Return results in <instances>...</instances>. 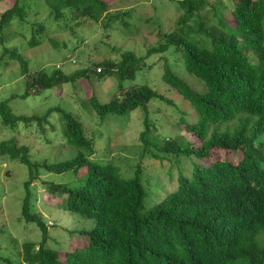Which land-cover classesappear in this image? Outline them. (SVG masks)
I'll list each match as a JSON object with an SVG mask.
<instances>
[{
    "label": "trees",
    "instance_id": "16d2710c",
    "mask_svg": "<svg viewBox=\"0 0 264 264\" xmlns=\"http://www.w3.org/2000/svg\"><path fill=\"white\" fill-rule=\"evenodd\" d=\"M36 1H43L51 18L57 20L52 24L68 26L71 30L88 19L102 22L114 2L12 0L0 15L1 57L9 55L17 60L28 84L24 93L0 101V117L5 125L14 129L21 121L39 118L38 115H16L9 103L17 96L26 98L62 85H68V89L80 88L91 76L97 80L113 76L123 89V82L135 79L150 56L163 54L173 46L182 50L187 71L203 80L207 87L204 92L195 90L175 73L172 65L164 63L162 79L199 113V120L186 123V130L201 141L199 147L191 142L182 144L171 139L166 142L160 138L158 127L149 115V103L164 96L149 83L126 89L106 102L96 92L89 91L88 100L102 121L109 113L125 115L141 107L145 116L139 137L145 150L149 149L154 157L160 150H166L177 156L214 154L215 158L210 165L191 166L190 174L186 172L179 177L175 190L155 205L145 206L149 194L142 180L145 167L139 163L134 176L126 178L113 163L93 160L94 143L86 135L83 123L71 112L49 108L48 113L62 111L68 143L80 148L75 157L57 163H33L30 148L16 137L0 141V156L19 158L30 168L22 217L35 222L43 237L40 243H24L25 259L30 264H61L59 251L47 246L46 222L32 210L30 185L38 174L34 169L44 167L64 173L87 167L83 183L53 184L55 192L66 193L64 208L96 220L93 229L82 231L87 234L86 243L66 253L67 264H229L238 257H247L248 264H261L264 250L258 246L257 237L264 233V158L261 155L264 143L256 146L255 139L264 132V0H230L235 33H219L214 26H208L214 20L204 16L211 6L209 0H178L181 11L178 26L166 31L160 28V39L145 56L123 50L119 60H91L89 66L71 72L56 69L51 74L43 69L31 71L28 60L17 48L4 45L8 37L18 36L29 25L32 33L29 47L42 43L48 21L33 23L31 20L40 9L34 5ZM212 7L217 11L219 3ZM120 14L107 15V18L117 19ZM124 15L128 13L124 11ZM213 16L217 19L216 14ZM61 20L70 23L62 24ZM9 28L13 30L10 36L6 35ZM246 49L256 52L258 63L249 60ZM86 54L81 49L80 55ZM229 122H232L229 130H210L212 124ZM236 152L241 155L238 157Z\"/></svg>",
    "mask_w": 264,
    "mask_h": 264
},
{
    "label": "rangeland",
    "instance_id": "374dc122",
    "mask_svg": "<svg viewBox=\"0 0 264 264\" xmlns=\"http://www.w3.org/2000/svg\"><path fill=\"white\" fill-rule=\"evenodd\" d=\"M178 0H114L109 15H119L117 19L108 20L106 15L102 22L86 20L81 26L71 30L62 27L51 18L49 9L43 1L34 2L40 7L31 20L48 21L47 34L38 46L29 47L32 33L31 26L16 37H8L4 45L17 48L29 62L31 71L44 70L48 74L56 69L71 72L76 68L91 65V60H119L123 50H133L138 56H145L150 47L160 39L159 29L165 31L178 26ZM209 12H204L205 19L213 18L210 25L216 32L235 33L230 0H209ZM219 3L214 11L212 5ZM12 0H0V15ZM39 4V5H37ZM124 11L128 15H124ZM123 12V15H122ZM216 14L217 19L213 16ZM206 20V21H207ZM62 24H69L61 20ZM208 24V23H207ZM49 26V28H48ZM159 30V31H158ZM12 28L7 29L10 36ZM48 35V36H47ZM241 40L242 38L238 36ZM243 42V40L241 41ZM75 49V51H74ZM85 49V57L80 55ZM3 45L0 41V101L25 92L28 81L22 74L20 63L9 55L1 57ZM249 60L256 64L258 56L254 50L246 49ZM71 56V57H70ZM72 58V60H71ZM110 58V59H109ZM75 60L77 62H75ZM172 65L176 74L184 78L195 90L204 92L203 80L187 71L182 50L171 46L165 53L154 54L138 72L135 79H126L123 89L113 76L97 80L91 76L80 88L68 89V85L54 89H44L38 94L15 97L10 106L16 115L39 118L32 122L21 121L14 129L5 125L0 117V141L16 137L30 148L29 157L33 163L44 161L57 163L75 157L80 148L69 144L66 121L61 110L48 113L51 107H59L71 112L83 123L86 135L94 143L91 158L101 163H113L120 167L124 177L134 176L136 166L141 163L144 168L143 183L149 192L145 206L155 205L169 192L178 186L179 177L190 174L194 164L210 165L214 154L198 157L195 154H170L160 150L157 157L145 150L139 135L144 128L145 112L141 107L125 115L109 113L104 121L92 108L89 96L96 92L104 102L112 96L125 92L144 83L163 94L164 99H154L149 103V115L154 121L162 140L178 141L182 144L191 142L195 147L201 141L186 130V123L199 120V113L180 93L162 79L164 63ZM93 67V65H92ZM62 89V90H61ZM90 91V93H89ZM233 122V121H232ZM229 123L212 124L210 130H229ZM160 130V131H159ZM264 143V132L255 139V145ZM88 154V152H86ZM149 155V156H148ZM239 157L241 152H236ZM264 158V149L261 153ZM150 156L153 157L150 158ZM262 163V161H261ZM186 167L187 170H186ZM37 178L32 181V210L39 213L47 224L49 238L47 246L59 251L61 264L66 263V253L87 241V232L93 229L96 220L76 211L64 208L66 193L55 192L53 184L77 186L86 180L88 168L78 172L58 173L40 167L34 169ZM30 178V168L19 158L12 159L7 155L0 156V264H30L24 256V243H40L42 230L33 221L22 217V204L26 195L25 182ZM257 243L264 250V233L257 237ZM247 257H238L229 264H248ZM264 264V261L261 263Z\"/></svg>",
    "mask_w": 264,
    "mask_h": 264
}]
</instances>
